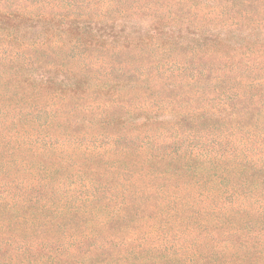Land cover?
Segmentation results:
<instances>
[{"label":"trees","instance_id":"obj_1","mask_svg":"<svg viewBox=\"0 0 264 264\" xmlns=\"http://www.w3.org/2000/svg\"><path fill=\"white\" fill-rule=\"evenodd\" d=\"M6 1L0 264H264V0Z\"/></svg>","mask_w":264,"mask_h":264},{"label":"rangeland","instance_id":"obj_2","mask_svg":"<svg viewBox=\"0 0 264 264\" xmlns=\"http://www.w3.org/2000/svg\"><path fill=\"white\" fill-rule=\"evenodd\" d=\"M0 1H1V0H0ZM18 1H21V3H25V4H27V5H26L27 7L30 6V5H33V4H31V3L29 2V0H18ZM54 1H55V2H54ZM54 1L52 2V4H54V5H57L58 3H66V2H68L67 0H64V1H56V0H54ZM94 1H97V0H94ZM6 2H7L6 0H2V2L0 3V6L4 5ZM57 11H58V9H57ZM162 88H163L162 85H161V84H158V85L154 88V89H155V93H156V92L159 93V92L162 90ZM191 89H192L191 86L187 87V88L185 89L186 93H188ZM210 92H211V89H210ZM214 96H215V93H213V94L210 95V97H214ZM181 101H182V99H181ZM197 104H198V102L195 103V105H197ZM51 136L53 137V140H55V135L51 134ZM58 139H60V138H58ZM57 142L62 143L60 140H58ZM70 143H71V142H70ZM127 180H128L127 178H124V181L127 182ZM233 186H234V180H232V179L225 181L224 184H223V190H224L225 193L228 194L230 197H234L235 194H236L235 190H233ZM252 194H254V192H253Z\"/></svg>","mask_w":264,"mask_h":264}]
</instances>
